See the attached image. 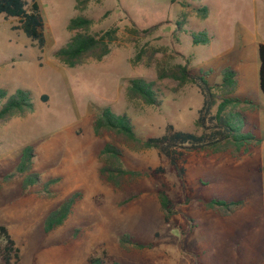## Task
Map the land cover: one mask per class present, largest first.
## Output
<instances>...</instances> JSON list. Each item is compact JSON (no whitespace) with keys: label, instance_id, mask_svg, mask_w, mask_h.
Here are the masks:
<instances>
[{"label":"rangeland","instance_id":"374dc122","mask_svg":"<svg viewBox=\"0 0 264 264\" xmlns=\"http://www.w3.org/2000/svg\"><path fill=\"white\" fill-rule=\"evenodd\" d=\"M36 1L45 23L42 49L17 27V18L0 15V90L7 93L0 110L19 89L29 91L34 104L32 111L0 118V225L20 250L16 264H84L91 255L109 264H264L258 51L264 42V0ZM80 13L92 19V31L113 27L117 35L103 59L72 67L56 51L71 38L69 22ZM193 34L209 41L194 43ZM177 64L207 72L214 94L207 126L198 123L205 96L196 83L158 78L159 70ZM225 69L234 71L233 85L225 81ZM136 77L154 82L159 104L127 96ZM224 99V111L234 112L241 131L255 138L240 146L223 141L230 144L226 150L188 152L185 180L158 149L127 145L114 132L99 136L94 130L98 114L110 107L128 114L142 138L162 135L168 124L210 133L209 117ZM108 142L122 150L124 171L112 173L120 176L118 184L101 177L110 162L101 154ZM27 148L31 155L24 160ZM159 166L166 173L156 179L150 170ZM30 173L40 181L24 186ZM165 181L175 202L169 222L159 199ZM72 196L67 217L46 231L47 216ZM211 198L245 203L223 216L201 205Z\"/></svg>","mask_w":264,"mask_h":264},{"label":"trees","instance_id":"16d2710c","mask_svg":"<svg viewBox=\"0 0 264 264\" xmlns=\"http://www.w3.org/2000/svg\"><path fill=\"white\" fill-rule=\"evenodd\" d=\"M172 3L185 5V0H170ZM204 16L207 15V9L202 8ZM5 17H15L18 19V28L25 35L36 41L42 49L46 43L45 23L41 13L39 3L34 0L30 5L29 0H0V15ZM92 19L87 15L80 13L71 18L68 29L73 32L71 38L65 46L56 51V56L64 64L68 66H76L82 64L89 59L101 60L110 53L112 44L115 41L117 30L116 28H108L101 31H92ZM194 43H207L209 38L205 34H193ZM260 67L259 81L260 88L264 93V42H260L258 46ZM207 72L200 74L190 70L187 66L177 64L166 70H159L158 78L172 77L177 79L180 84L187 82L196 83L205 96L204 105L201 109V114L198 123L202 126H207V115L210 114L212 105L214 104V94L212 86L206 78ZM225 81L234 82L232 79L235 75L231 69L223 71ZM233 85V83H230ZM216 86H219L217 84ZM221 86V85H220ZM5 90H0V99L6 95ZM30 92L23 89L17 90L16 93L9 96L0 110V118L8 119L15 115L24 114L27 111L34 109V104L30 98ZM127 96L130 99H142L144 102L152 105L160 103L157 90L153 81H148L142 77L132 78L127 87ZM46 99V96L44 97ZM219 110L215 115H210L209 127L214 130L210 133L197 134L192 131L176 130L173 125L168 124L165 133L159 136H149L146 138L139 137L136 133V127L131 117L126 114H117L110 107H105L95 119L94 130L97 135L104 136L107 132H114L118 139L127 142H136L141 147H153L164 154L172 169L180 177L185 180L186 174V156L192 150H200L210 148L213 151L226 150L227 145L231 142L240 146L244 141L254 138L249 132L243 133L242 126L234 119V112L224 111L227 99L223 100ZM233 120V121H232ZM231 139V140H229ZM230 144H222L227 141ZM27 148L24 152L23 159L29 158L31 155ZM102 155H106L109 163L101 168V177L105 181L113 180L119 183L120 176L112 174L115 171L123 173V168L120 165V157L122 150L118 145L108 142L101 151ZM27 161V160H26ZM25 162V161H24ZM119 163V165H117ZM24 165V164H23ZM23 167V166H22ZM260 169V168H259ZM166 173L164 166L152 168L150 175L156 179L162 177ZM40 181V176L37 173H30L25 178V185L34 184ZM170 184L165 181L163 187L159 189V199L161 208L166 212L165 221L169 222L173 208L174 200L169 196L168 190ZM74 197L67 199L61 207L53 210L45 220V229L49 231L56 225L61 224L71 210ZM245 200L229 201L221 198L203 199L202 206L206 210H211L219 215H230L235 210L241 208ZM20 260V250L16 246V242L11 236L8 228L5 225H0V264H16ZM84 264H109L101 256L91 255L87 258ZM111 264H123L118 261H113Z\"/></svg>","mask_w":264,"mask_h":264},{"label":"crops","instance_id":"0c3cea01","mask_svg":"<svg viewBox=\"0 0 264 264\" xmlns=\"http://www.w3.org/2000/svg\"><path fill=\"white\" fill-rule=\"evenodd\" d=\"M250 112V111H249ZM252 111L250 113H247V119L250 117ZM253 135V134H252ZM254 136V135H253ZM255 138V137H254Z\"/></svg>","mask_w":264,"mask_h":264}]
</instances>
